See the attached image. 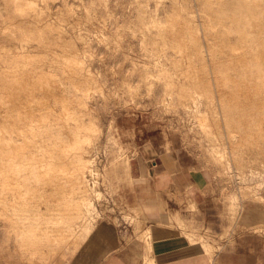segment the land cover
<instances>
[{"label": "rangeland", "instance_id": "374dc122", "mask_svg": "<svg viewBox=\"0 0 264 264\" xmlns=\"http://www.w3.org/2000/svg\"><path fill=\"white\" fill-rule=\"evenodd\" d=\"M174 1L176 2L174 6L179 13L173 15L162 14L164 7H171V5L175 3ZM243 1L244 0H0V47H3L0 48V57L4 55V59L3 57L0 58V69H2L1 66L4 64L15 63L16 65L17 63L15 68H7L6 66L3 68L13 72H21L32 68L42 72L45 74V77H48L49 83H52L49 84L50 87H63L66 89L65 92L59 91L56 94L59 95L61 93L66 96L77 97L75 100V102H77L74 104V106H77L74 109L72 108V113L76 112L75 115L77 118H73V116H70V118H73V120L78 119V121L76 120L77 122L75 123V120L73 121L69 118L70 127L74 128V130L77 127L76 130L79 132V125L83 126L79 132L81 134L85 133V130L88 128H86V126L91 125V130L88 133L92 135V142L90 145L87 144L86 146L89 147V153H95L92 164L98 171L96 186L101 191L100 197L95 199L96 210L94 212L95 214L92 216L93 220H91L93 225L96 226L100 220L107 216H111L117 222L118 210H120L121 221H127L132 225H135L136 221L139 223V219L137 218H140V215L134 212L133 208H130L129 212L126 213L125 210H122V208L119 209L118 207L120 204L124 203L123 191L130 185L132 179V176L127 177L123 169V162L127 158L130 159L131 164V159L137 160L140 157H158L162 154L171 155L187 163L193 170H202L209 173L212 179L211 191L214 193L212 202L216 209H219L217 214L219 218V228L216 229L210 224H199L196 216L200 215V208L188 199H186V201H181L178 203L181 209L179 208L180 210L173 214L170 219L171 221L169 220L166 222L164 227L158 225L155 227L156 229L154 228V230H152L150 227H137L135 225V237L144 243V260H146V253L154 260V257H152L153 246H155L156 249H169L166 245L157 246V243L162 242L161 240L164 236V232H168V236L170 237L172 235H182L189 238L190 235L196 238L202 235L207 238H213L215 240V248L212 252L213 258L219 251H225L231 246H234L235 237L237 236L239 237L252 233L264 236V233H262L264 232V211H257L258 208L264 209V200L260 198V195L262 196L264 193V167L253 153L252 157V154L248 155L243 152L245 157H249L246 159L243 158L241 154L234 158L231 157V152L229 148L226 147L227 139L225 136L227 134L225 133L226 129L224 126L220 134L217 130H215L212 135L208 134L203 128H200V125L198 126L200 113L193 107L188 108V106L184 104L187 102V93H193L192 91L186 92V88L189 87V85L198 86V84H200V86L202 85L201 87H203L205 82L208 84L207 79L212 80L215 77L214 72L208 70V67L212 64L219 66L222 70L227 67L226 69L229 73L232 72L233 75L237 76V78H232L233 80L242 79L248 83H246L247 85H250L249 82H251V80H248L245 73H241V75L243 74L246 77L244 79L240 78V73H238L239 75L236 74L234 70V67H236L234 66L235 62L233 61L230 63L229 61L230 49L227 48L225 54L221 52L222 32H224V29L221 27V23L223 22L221 17L225 12V15L229 16L226 22L228 25H231L233 21L231 17H237L240 15V12H242L241 5ZM156 7L158 9L160 8L159 14H157V11L156 13L154 11ZM148 10L154 11L153 14ZM176 14L182 16H175ZM37 21L38 23H36ZM8 25H11V29ZM30 35H32V37ZM13 40L14 42L12 43ZM19 40L20 42H18ZM32 44L33 46L35 45L36 48L33 47ZM14 48L16 49L14 50ZM18 48L20 49L17 50ZM21 48L23 50L22 52ZM16 52L19 53L20 59ZM7 54L11 56L8 58ZM212 55L215 56V59H213ZM24 56L26 58H24ZM24 63L28 65L24 66ZM31 63H34V66ZM22 67L24 70H22ZM17 78L24 79V76H17ZM26 78L27 76H25V79ZM183 80L185 81L186 85L184 84V86H186V88L184 87L185 91L183 90L181 92L180 90L183 89L181 87L184 83ZM190 80L191 84L186 83ZM198 81L202 82L199 83ZM262 83H264V81L260 84ZM192 85L191 89L198 90L200 88V86L192 88ZM205 88L206 87L201 88L203 95L199 96L201 109L204 110L202 111V115L209 118L211 117L210 119L212 121V117L216 114L212 107L218 104L216 101L218 96L213 91L215 98L211 100L213 97H210L211 94L209 92L210 96L207 97V90L203 91ZM177 89L180 90L176 91ZM249 91L250 90L247 91V94L250 95L251 92L249 93ZM204 93L206 95H204ZM38 94L39 96L42 95L40 92L34 95L38 96ZM229 95L231 94H226V97L231 98ZM249 95H246V97H249ZM250 97L248 100H250ZM258 97L260 98V96ZM253 98H251V102L246 99L243 101H247L248 105L251 103L252 106ZM259 98H257L258 103L261 102ZM212 101H214V103H211ZM255 102H257V100ZM29 103L35 105V107L37 106L35 101H30ZM58 103L59 102L54 101L51 97L46 105L50 106L49 108L52 106L53 108L51 109H53L54 112H59L62 108L61 104ZM258 103H253V111L261 108V106L257 105ZM211 104L215 105L212 106ZM241 104L235 106L236 108L240 106V111H237L238 108L233 110L228 106L229 104H227L225 108L222 107L226 109L228 106L230 109L227 108L224 111L222 110L223 108L221 109L217 106L215 110L221 117L224 114V118L225 115L226 117L232 115L231 117L239 119L237 121L232 118V121V119L229 118V124L233 122L232 125H239L238 122L241 120L239 123L242 125L238 127H242L243 125L245 127L250 122L252 115L245 113L247 111L244 112L246 108L248 110V105L243 102L246 106L244 105L242 107ZM256 105L257 109H255ZM259 105H261V103ZM44 106L45 104L42 105V107ZM37 108H39V104ZM227 110H233L230 116ZM261 110L263 111V109H260L259 112ZM248 111L250 112L251 110L249 109ZM257 112L256 114L252 112V114L254 113L260 116L261 113L259 114ZM211 114L213 116H211ZM247 116H249L250 119L249 117L247 118ZM256 118L258 119L260 117ZM242 120L244 123H242ZM247 120H249V122ZM236 121L237 123H235ZM4 126L6 138L8 137L6 133L7 130L9 132L11 130L13 131L11 134L13 142H8L6 145H4L5 143H1L0 147L3 145L4 147L0 148V151L3 149L5 151H11V149L17 148L16 150H20L19 154H21L31 149L32 145H36L27 140L24 141L23 137L18 134L22 133V130L26 131L25 129L29 127L27 124L18 121L17 124L12 125L6 120ZM234 126L236 127V125ZM250 126L253 127V124ZM262 126L264 127V124ZM202 129L204 131H202ZM236 129L239 130V128ZM26 133H28V131H26ZM236 133L239 134L238 132ZM214 142L221 144V147H217L219 150L224 149V154L218 155L220 154L218 153L216 158H212L213 156L210 157V146H212ZM40 143L42 142H37V144ZM223 145L226 148H223ZM20 156H18V158H20ZM22 156L25 158L24 154H22ZM22 156L20 159H23ZM5 157L6 156L2 155L0 160L5 159ZM31 158L27 157L25 159L31 161ZM20 159H18L19 163L17 161V167H20V162L24 160L20 161ZM5 160L2 161H8ZM54 160L58 161L56 158ZM59 161H66L65 157L64 160ZM3 162L0 164H3ZM22 166H24V164L21 165V167ZM22 175L23 176L17 174L16 177H18V179L21 178L22 181L26 174L24 175L22 173ZM8 179L9 178H6V181ZM20 189L21 188L15 190L17 196L21 195ZM262 197L264 198V196ZM35 204L36 202L32 204L33 206H30L32 209H35H31L33 214L36 212L35 215H37L38 209L40 212H45L47 214L48 212L46 210H49L47 207L52 206V203L51 205H49L50 203L47 205L41 204V207L43 206L41 209L38 204ZM1 205L2 204H0V207L3 209L5 208V211L8 209V213L10 214L17 206L13 207L12 205V209L11 206L7 208L8 205L7 207H4L6 205H2L3 207ZM246 205H254L255 214L258 216L249 217L250 212L245 211ZM37 206L39 208H37ZM18 207L19 206H17L16 209H18ZM3 209H1V211H3ZM19 209L18 211H14L15 209L13 210L17 212L18 215L17 213L12 214V216H9L10 214L7 213L8 216L6 214V216L4 215V217H6L5 219H7V217L13 218L14 215L15 219L9 218L10 221L12 220L10 223L8 219L5 220L4 217H2V219L1 216L3 214H0V264H10L9 262H12V259L14 260L13 264H42L43 262V264H86L90 262L87 259H82L83 256L85 257L90 254L88 241L82 242L73 255H69L70 258L61 259L66 256L55 253V249H53L55 244H52L54 237L51 236L53 240H51V238L48 240L43 237V231L40 232L42 230L41 226L45 224L41 221L46 216L45 213H41V215L38 213L42 219L37 218L40 220L37 221V219L34 220L31 212L29 218L32 220L27 221L25 220L26 218L24 220L21 219L23 211ZM250 210L251 209H249V211ZM19 212L22 213L21 217ZM183 214H186L187 217L184 218ZM16 218L18 221H15ZM256 219L259 220V223L258 225H253V220ZM20 220L22 221V225ZM24 221L27 223H24ZM26 224H28V228L25 226ZM53 225L55 226L56 224L54 223L52 226ZM23 227L26 229H23L24 232H22ZM34 228L36 231L37 228H39V233H36ZM30 230H33L32 232H34L35 235L29 238H37L39 240L42 238L43 240L38 243L39 240H35L37 241L35 242L30 239V242L28 237L25 236V240L20 241L21 238L19 237L18 240L20 242L18 240L16 241L17 238L15 237H17V234H20V232L21 234H25L26 231H29L27 234H32ZM173 231L174 233H171ZM7 234H9L8 236L10 239H7ZM12 234H14L15 237ZM66 235L67 234L63 236L64 241L67 240L64 239ZM145 236L148 238H145ZM66 238L68 237L66 236ZM26 241L27 244L29 242V244L32 243L28 250H26L28 246L24 247ZM48 241L49 243H47ZM18 242L19 244H17ZM42 243L46 244L47 247L45 246V248H43L44 245H42ZM190 243L196 244L194 241H190ZM33 244L36 246L34 247L35 249L32 246ZM49 244H51V246ZM19 248L22 249L19 250ZM41 248L44 252L40 250ZM47 248L52 252L50 253ZM23 250L26 251L24 252ZM31 250L33 252H31ZM39 250L42 253L39 252ZM27 251L29 252L27 253ZM26 253L29 256L31 253L32 255L29 257ZM40 254H42V258ZM43 256L47 259L43 258ZM8 258L9 260H7ZM40 258L42 260H40Z\"/></svg>", "mask_w": 264, "mask_h": 264}, {"label": "bare ground", "instance_id": "6f19581e", "mask_svg": "<svg viewBox=\"0 0 264 264\" xmlns=\"http://www.w3.org/2000/svg\"><path fill=\"white\" fill-rule=\"evenodd\" d=\"M174 4H176V2L173 3V5H171V7L170 6L164 7L162 14L173 15L175 13H179V12H177V8L174 6ZM20 8H21V6H20ZM241 8H242V10H241L242 12H240L239 16H237V17L232 16L231 17L233 20L231 25H228V23L226 22V20L228 19L229 16L225 15V12L223 13V15L221 17V20L223 21L221 23V27L224 29V32H222L221 52H222V54H225L227 48L230 49L231 53L229 55L230 56L229 61H230V63L233 61L235 62L234 66H236V67H234V70H235L236 74L240 73V78H243V79L246 78L245 76H247L248 80H251L252 83L249 82L250 85H247L248 83L242 79L233 80L232 78H234V77L237 78V76L233 75L232 72L229 73L226 69L227 67L222 70V68H220L219 66L212 64L210 67H208L209 68L208 70L213 71L215 74V77L213 76L214 77L213 79L210 78L212 80L207 79L208 84H206V82L204 81L205 83L204 82L203 83L206 86L203 84L204 85L203 87H206L207 89L205 88L204 90L203 89L202 90L203 91L207 90V97H209L211 94L210 97L211 98L213 97V99H211V100H214V98H215L213 95V91L217 94L218 100L216 99V101L218 102V104H216L215 107L218 106V108L222 109L223 107L225 108V106L227 104H229L228 106H230V108H232L233 110H236L238 108L237 111L238 110L240 111L241 107L237 106V108H236L235 107L236 105H238V104L240 105L241 103L243 104V102L246 105H248L247 101H250L251 98H253L255 95V97L252 100L253 101L252 102L253 107L251 106V103L249 105L252 108L248 105V110L250 109L251 111L249 112L247 110V108H246V110H244V112L247 111L245 113H247L248 115L249 114L252 115V117H253V118L251 117L252 120L250 119L249 116H247V118L249 117L250 122H252V123H250L249 120H247L249 122V123L246 122V123H248L247 126L244 127V125H243L242 127H238V126L242 125L239 123V122H241V120H240L238 122L239 125L234 124V125H236V127H235L234 125H232L233 122H231V120H230L231 123L229 124V120H228L229 118L235 119L234 117H231L232 115L230 114L231 111H233V110H230V111L227 110V111H229L228 115L229 116L231 115V116L230 117L227 116L228 117L227 118L225 115V118H224L223 117L224 114L222 117L217 114L215 107H212V109L215 112L213 110L212 111L214 113H216L215 116H213L214 113H213V115L211 114V116H213L212 121L210 119L211 117L209 118V117H205L204 115H202V111H204V110L201 109V101L199 100V96L203 95V92L201 91V88H203V87H201L202 85L200 86V84H198V86H193L191 84V80L189 82H186V83L191 84L192 88H194V87L196 88V87L200 86V88H199L200 90L199 89L198 90L191 89V85H189V87H187L188 88L187 89L186 86H184L185 81L183 80L184 83H183V85H181V87L183 89H181V90L177 89L176 91L180 90L182 92L184 90V87H185L186 92L187 91H192L193 93L195 92L194 94L191 92H190L191 94L187 93V95H188L186 98L187 102L184 104H185V106L187 105L188 108L193 107L198 113H200L198 126L200 125V128H203L208 134L212 135V133L215 130H217L220 134L223 131V126H224V128L226 129L225 133L227 134L226 136L224 135L225 138L227 139V140L225 139L227 141V143L226 142L225 143H226V147L229 148V150L231 152V155H232L231 157L234 158L240 154L243 155V152H245V154H248V155H251L253 153L255 155V157L259 160V162L262 164V166L264 167V127L262 126L264 124V91H263L264 90V83L260 84L262 81H264V0H244L242 5H241ZM159 10H160V8L158 9L157 7L154 9L155 13H156V11L158 12L157 14H159ZM14 11H15V8H14ZM148 11H150V10H148ZM154 11H150V12L153 14ZM178 11H179V9H178ZM150 12H148V13H150ZM143 13H145V12H143ZM18 14H19V12H18ZM20 15H18V16H20ZM175 16H182V15L176 14ZM11 17H13V16H11ZM40 18H42V17H40ZM11 23H9V24H11ZM36 23H38V21ZM40 26H38V27H40ZM10 27H11V25L9 26V28ZM17 27H19V26H17ZM181 27H182V24H181ZM14 29H15V27H14ZM6 31H8V30H6ZM38 31H39V29H38ZM22 36L25 37L24 35H22ZM30 36L32 37V35H30ZM31 37H30V39H31ZM20 38H22V37H20ZM21 41H23V40H21ZM25 41H28V40H25ZM13 42H14V40L12 41V43ZM18 42H20V40ZM18 44H21V43H18ZM42 44H43V42H42ZM17 46H19V45H17ZM32 46H33V44H32ZM21 47H23V46H21ZM33 47H35V45ZM0 48H3V47H0ZM16 48H14V50ZM30 48H32V47H30ZM30 48H29V50H30ZM35 48H34V50H35ZM9 49L11 50L10 47H9ZM19 49L20 48H18L17 50H19ZM22 51L23 50L21 48V52ZM26 53H28V52H26ZM33 53H35V52H33ZM17 54H18L19 59H20L19 53H17ZM7 55H8V58L11 56L9 54H7ZM3 56H1V57H3ZM25 56H26V54H25ZM25 56H24V58H26ZM212 56H213V59H215V56L214 55H212ZM12 57H14V56H12ZM32 58H31V60H32ZM3 59H4V57H3ZM21 59H22V57H21ZM31 64H33V66H34V63H31ZM75 64H77V63H75ZM23 65L27 66L28 64L24 63ZM4 66H6L7 68H12V67L15 68L17 66V63H16V65H15V63L14 64L13 63L12 64H9V63L4 64L1 66L2 69H0V144L5 143L4 145H6L8 142L10 143L12 141V136H11V134L13 132L12 130L10 132L7 130L6 133H7L8 137L7 138L5 137L4 123L7 120V122L9 121L12 125L17 124L18 121H21V123L27 124L29 127L26 128L25 130L28 131V133H26V131L22 130L21 131L22 133H18V134L23 137L24 141L27 140L28 142L35 143L36 145H34V146L32 145L31 149H28L26 153L24 151L21 154H19L20 150H16L17 148L11 149V151H9V150L5 151L4 149L2 151H0V154L2 153L0 156L2 157V155H4V156H6L5 159L8 160V161H6L5 159L0 160V161H2V160L6 161V162L2 161L3 164H0V204H2L3 206L6 205L4 207H7V205H8L7 208H9L11 206L12 209L16 205L19 206L20 209H19V207H18V209L20 211H23V215L21 212H19L20 217L22 215L21 219L24 220L26 218L25 220L31 221L32 219L29 218L30 213L32 212V210H35L34 208L32 209V207H30L32 204H34L36 202V204H38V206H40V208L42 209L43 206L41 207V204L47 205L50 203L49 205H51V203H52V206L47 207V208H49V210H46L48 213L46 214L44 212L46 216L43 219H42V217L40 218V215L42 212H40L39 209L37 211L40 214L39 215L37 213V215H39V216L35 215L36 212H35V214H33V212H32L31 215L33 214L34 220L37 218L42 219L41 221L44 222L45 224L41 226L42 230L40 229L41 230L40 232L43 231V234H44L43 237L47 238L48 240H49V238H51V236L54 237L53 238L54 241L52 242V244H55V247H53V249H55V253L58 255L66 256L65 258L60 257L61 259H66L67 257H69L70 254L73 255V253L79 248L80 244L82 242L86 241V239L90 236L91 231H93V228L95 225H93L91 220H93L92 216H93V214H95L94 212L96 210L95 199H98L101 195V191L96 186V183H97L96 179L98 178L97 177L98 171L96 168L93 167V164H92L94 161L93 156L95 155V153L94 154L89 153V147L86 146L87 144L90 145L92 142V139H91L92 135L90 133H88L91 130L90 129L91 125L86 126V128L87 127L88 128L85 130V133H81V134L79 132H80V129L83 128V126H81V125H79L80 127L78 126L79 132H77V130H76L77 127L75 130H74V128L70 127V125H69L70 121H68L70 116H73V118L74 117L77 118L75 115L76 112L72 113L73 112L72 108L74 109L77 106V105L74 106V104L77 102V101L75 102L77 97L75 98L73 96H66V95H63L61 93L59 95L56 94L59 91L65 92L66 89L63 87H59V88L50 87L49 84L51 82L49 83V80L47 79L48 77H45V74H43L40 71H36L32 68L29 70L26 69L25 71H21V72H16V71L13 72L11 70L9 71L7 69H4L3 68ZM19 67H20V65H19ZM4 70H7V71H4ZM15 70H17V69H15ZM22 70H24L23 67H22ZM241 73H243V74L245 73V76L243 74L241 75ZM17 76H19V77L24 76V79L23 78H17ZM25 76H27L26 79H25ZM68 77H70V76H68ZM172 82H174V81H172ZM198 82L201 83L202 81L201 82L198 81ZM170 83H171V81H170ZM193 83H194V81H193ZM248 90H250L249 93L251 92L250 95L247 94ZM37 92L42 93V95L39 96V94H38V96H35L34 94ZM228 93L231 94V95H229L231 98L226 97V94H228ZM204 95H206V94L204 93ZM246 95H249V97L250 96H253V97H250V100H248L249 97H246ZM258 96H260V98ZM51 97L54 99V101H57L61 104L62 109L60 111L58 110L59 112H54L53 109H51V108H53L52 106H51V108H49L50 106L46 105L48 100ZM257 98L261 99L260 100L261 105H259L260 103H258ZM245 99L247 101H243ZM209 100H210V98H209ZM256 100H257V102H255ZM30 101H35L37 106L35 107V105L30 104L29 103ZM211 103H214V101H212ZM253 103L254 104L258 103L257 105L261 106V108L260 107H258V108L263 109V111L261 110L262 112L261 111L259 112L260 109H257V105L255 106L256 107L255 109H257L258 112H257V110L253 111V108H254ZM38 104H39V108H37ZM44 104H45V106L42 107V105H44ZM224 104H225V106H224ZM242 104H241V106L243 107L245 104H243V105ZM214 105L215 104H213L212 106H214ZM228 106L226 107V109L228 108ZM231 106H233L234 108ZM224 108L222 110L225 111L226 109H224ZM230 108H228V109H230ZM3 110H5V111H3ZM205 112H206V109H205ZM241 112H243V111H241ZM252 112H254L255 114H256V112L259 114L261 113V114H260V116H257L254 113L252 114ZM223 113H225V112H223ZM256 117H260V118L257 119ZM73 118H70V119L73 120ZM208 118L210 119V121ZM233 119H232V121H233ZM74 120H75V123L78 121V119H74ZM235 120L238 121L239 119H235ZM237 121L235 123H237ZM245 121H246V119H245ZM242 123H244V121ZM251 124H253V127L250 126ZM236 128H239V130H237ZM203 129H202V131H204ZM236 132H238L239 134H237ZM208 134H206V135H208ZM37 142H42V143L37 144ZM220 142H222V141H220ZM223 144H224V142H223ZM4 145L0 148H3ZM219 146L221 147V144L218 142L212 143V146H210V149H211L210 150L211 151L210 157L213 156L212 158H216L218 153H220L218 155L224 154V151H223L224 149L219 150L217 148ZM222 147L226 148V147H224V145ZM17 151H19V152H17ZM29 151H30V153H29ZM208 153H209V151H208ZM22 154L25 155V158H27V157L31 158L32 157L31 161L28 159H25L24 156H22ZM253 154H252V157H253ZM20 155L22 156V158L25 161L23 159H20L21 158ZM244 155H243V158H245V159L249 158V157H245ZM18 156H20V158H18ZM64 157H65V160L67 161V164H66V161H59V160H64ZM55 158L58 161H55L54 160ZM18 159H20V161L23 160V162H20V167H17ZM2 162H0V163H2ZM18 163H19V161H18ZM23 164H24V166L21 167V165H23ZM230 167H231V164H230ZM130 168H131L130 159L127 158L123 162V169H124L125 173L127 174V177L131 176ZM15 173H16V175L20 174L21 176H23L22 175V173H23L24 175L26 174V176L23 177V179L21 181V178L18 179V177H16ZM28 174H30L31 176ZM49 174H54V175H49ZM88 176H90V177H88ZM1 177H3V178H1ZM6 178H9V179L6 181ZM18 188H21L20 189L21 195H19V196H17L16 195L17 193H15V190H17ZM262 196H264V195H262ZM262 196L260 195V198H262L264 200V198ZM12 205H13V207H12ZM17 206H16V208H17ZM38 206H37V208H39ZM16 208H14L15 210L14 209L13 210L18 211V209H16ZM139 208L135 207V208H133V211L138 213L141 216L142 212L140 211L141 209H139ZM1 209H3V208L0 207V211H1ZM258 210H259V208H258ZM261 210H262V208H261ZM12 211L10 214V213H8V209H6V211H5V208H4L3 211H1V213H0L1 215L3 214L1 216V218L4 217V215L6 213L10 214L9 216H12V214L17 213V212H14V211L12 212ZM3 212H5V213H3ZM44 213H42V214H44ZM17 215H18V213H17ZM35 216H36V218H35ZM249 217H248V219H249ZM5 218L6 217H4V219ZM9 218H12V217H9ZM9 218L7 217L8 221L10 223L12 220L10 221ZM13 218L15 219L14 215H13ZM7 219H5V220H7ZM39 219H37V221H40ZM15 221H18V219L16 218ZM20 222L22 225L21 220H20ZM257 222L259 223V221H257ZM24 223H27V222L24 221ZM35 223H37V222H35ZM41 223H39V224H41ZM48 223H50V224H48ZM54 223L56 225L52 226V224H54ZM13 224H14V220H13ZM31 224H34V223H31ZM27 225L28 224H26L25 226L27 227ZM35 225H37V224H35ZM34 227H36V226H34ZM29 228H30V226H29ZM23 229H25V228L23 227L22 230ZM38 229L39 228H37V231H36L34 228L36 233L37 232L39 233ZM51 229H53V230H51ZM32 231L33 230H30V232H32ZM22 232H24V230ZM28 232L26 231L25 234H23V233L21 234V232H20V234H17V237H15L16 233H15V235L14 234H12V235H14V237L17 238L16 241L19 239V237L21 238L20 241L25 240V238H24L25 236H27L28 239L30 240L32 237H34L35 233L32 232V234H27ZM262 233H264V232H262ZM65 234H67L66 236L68 237V238H66V236L64 237V239H67L66 241L63 240V236ZM8 235L9 234L6 235L7 239H10ZM141 236H142V234H141ZM177 236L178 237H176V236L170 237L167 235L166 238L164 237V242L167 241L166 245L169 247L181 245V244L190 245L192 247L199 249L203 254L207 255L209 260H213L212 252H213V249L215 248V244H214L215 240L213 238H207V237H204L202 235L199 237H196V238L193 236L191 237L190 235H189V238L184 237L182 235H177ZM29 237H31V238H29ZM146 237L147 236H145V238ZM28 239H26V240L29 241ZM53 239L51 238V240H53ZM31 240H34V241L37 240L38 241L39 239L34 238ZM31 240H30V242H31ZM41 240H43V239L40 238L38 243H40ZM27 241L25 242L26 245H24V247L28 246V247H26L27 249L23 248L26 250H28L29 246H31V244H32V243L29 244L30 243L29 242L28 243L29 245H28ZM37 241H35V242H37ZM190 241L191 242L194 241L196 244H191ZM19 242L17 244H19ZM43 243H42V245H44L43 248H45V246L47 247V245L43 244ZM47 243H49V241ZM35 244L32 245L33 248L36 247V246H34ZM49 245L51 246V244H49ZM20 246H18V247H20ZM49 248H47V250H49ZM7 249H9V248H7ZM21 249L19 248V250H21ZM51 249H52V247H51ZM26 250H23V251L25 252ZM40 250L42 252H44L42 250V248ZM40 250H39V252H41ZM47 250H45V251H47ZM9 252H10V250H9ZM28 252L29 251H27V253ZM31 252H33V251L31 250ZM36 252H37V250H36ZM49 252H50V250H49ZM31 255H32V253H31ZM40 255H41L40 257L42 258V254H40ZM28 256H27V258H28ZM47 256H50V255H47ZM41 258H40V260H42ZM43 258H46V257L43 256ZM7 260H9V258ZM34 261H35V259H34ZM13 262H14V260L12 259V262H9V263L13 264ZM146 264H155V263L153 262V260H147Z\"/></svg>", "mask_w": 264, "mask_h": 264}, {"label": "crops", "instance_id": "0c3cea01", "mask_svg": "<svg viewBox=\"0 0 264 264\" xmlns=\"http://www.w3.org/2000/svg\"><path fill=\"white\" fill-rule=\"evenodd\" d=\"M131 160V183L123 191L124 203L118 207L126 213L130 208L140 207L142 218L141 216L137 218L140 223L135 222L137 227H150L152 230L158 225L164 227L173 214L181 209L178 203L188 199L200 208V215L196 216L199 224L205 223L216 229L219 228L217 215L219 209H216L212 202L214 193L211 191L212 179L208 172L193 170L181 159L165 154ZM245 208L246 212H250V217L258 216L255 214L254 205H246ZM259 210L264 211L263 208V211L261 208ZM259 210L257 209L258 212ZM183 216L187 217L186 214ZM253 221V225H258V219ZM135 225L121 221L120 210H118L117 222L111 216L103 218L86 239L90 256H83L82 259L90 261L86 264H146L147 260H153L148 253L144 260V243L136 239ZM167 235L168 232H164L162 242L157 243V246L166 245L167 241L164 242V237L166 238ZM235 239L234 246L219 251L213 260H209L199 249L186 244L172 247L166 245L169 248L166 250L156 249L153 246V262L155 264H264V236L252 233L237 236Z\"/></svg>", "mask_w": 264, "mask_h": 264}]
</instances>
